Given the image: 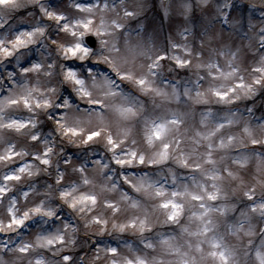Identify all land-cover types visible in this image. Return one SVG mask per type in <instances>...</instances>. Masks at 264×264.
<instances>
[{"label":"clouds","instance_id":"1","mask_svg":"<svg viewBox=\"0 0 264 264\" xmlns=\"http://www.w3.org/2000/svg\"><path fill=\"white\" fill-rule=\"evenodd\" d=\"M0 264H264V0H0Z\"/></svg>","mask_w":264,"mask_h":264}]
</instances>
